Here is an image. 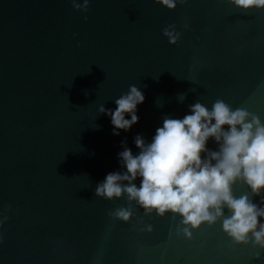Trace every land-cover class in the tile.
Instances as JSON below:
<instances>
[{
  "label": "water",
  "instance_id": "1",
  "mask_svg": "<svg viewBox=\"0 0 264 264\" xmlns=\"http://www.w3.org/2000/svg\"><path fill=\"white\" fill-rule=\"evenodd\" d=\"M170 26L176 44L163 35ZM130 85L145 102L116 136L99 109H115ZM217 100L264 122V10L89 0L84 12L73 0H0V264H264V248L251 235L236 242L222 220L187 236L177 214L95 194L123 171L124 145L139 151L136 135L150 142L164 118ZM232 193L264 208V191L243 180ZM120 208L132 210L129 221L112 215Z\"/></svg>",
  "mask_w": 264,
  "mask_h": 264
},
{
  "label": "clouds",
  "instance_id": "2",
  "mask_svg": "<svg viewBox=\"0 0 264 264\" xmlns=\"http://www.w3.org/2000/svg\"><path fill=\"white\" fill-rule=\"evenodd\" d=\"M186 0H156L174 10ZM244 10H264V0H231ZM73 7L87 12L89 0ZM170 44H176L180 34L170 26L163 30ZM183 101L184 97H179ZM145 102L144 93L130 85L127 93L115 100V109L100 107L109 116L113 135L130 131L139 122L138 106ZM130 117V118H129ZM218 150H210L209 141ZM139 151L123 146L118 153L123 171L111 172L97 184L96 195L104 199L127 194L146 213L160 216L171 212L182 217L183 232L191 236L190 228L222 220L223 230L238 243H247L249 236L264 248V208L253 203L248 195L236 198L232 185L243 180L254 195L264 191V122L244 109H232L217 100L209 109L201 103L189 106L182 118L163 119L150 142L136 135ZM139 179V185L136 181ZM225 207L231 213L225 215ZM112 215L123 221L132 216L130 208L117 209ZM7 217L0 218V226ZM2 242V236H0Z\"/></svg>",
  "mask_w": 264,
  "mask_h": 264
}]
</instances>
